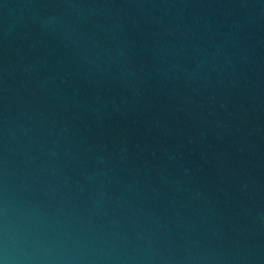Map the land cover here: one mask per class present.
<instances>
[{"label":"water","instance_id":"obj_1","mask_svg":"<svg viewBox=\"0 0 264 264\" xmlns=\"http://www.w3.org/2000/svg\"><path fill=\"white\" fill-rule=\"evenodd\" d=\"M264 264V0H0V259Z\"/></svg>","mask_w":264,"mask_h":264},{"label":"clouds","instance_id":"obj_2","mask_svg":"<svg viewBox=\"0 0 264 264\" xmlns=\"http://www.w3.org/2000/svg\"><path fill=\"white\" fill-rule=\"evenodd\" d=\"M0 264H10V262L5 258V259H0Z\"/></svg>","mask_w":264,"mask_h":264}]
</instances>
